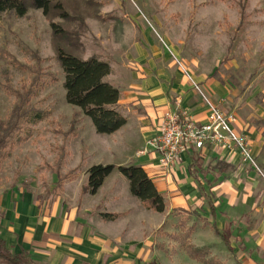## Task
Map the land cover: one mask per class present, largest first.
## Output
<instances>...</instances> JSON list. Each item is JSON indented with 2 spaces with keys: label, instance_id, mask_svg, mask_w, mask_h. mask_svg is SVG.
Segmentation results:
<instances>
[{
  "label": "crops",
  "instance_id": "obj_1",
  "mask_svg": "<svg viewBox=\"0 0 264 264\" xmlns=\"http://www.w3.org/2000/svg\"><path fill=\"white\" fill-rule=\"evenodd\" d=\"M131 51L121 65L110 64L107 76L121 92L118 109L126 123L100 136L118 155L103 164L141 165L163 195L165 210L145 208L114 169L95 193L82 196L94 200L89 208L59 201L43 206L20 187L0 192V238L10 252L26 250L37 264H264V175L243 162L237 151L211 147L183 148L167 172L148 145L169 109L179 104L202 122L205 99L218 105L228 102L229 86L198 71L194 60L184 61L188 77L175 59L149 42L137 41ZM219 106L235 115L233 129L247 138L251 156L264 169V114L255 118ZM144 148L146 152L138 153ZM216 161L233 169L219 171L213 167ZM94 208L117 216L91 217ZM186 228H191L189 245L206 261L191 258L171 237Z\"/></svg>",
  "mask_w": 264,
  "mask_h": 264
},
{
  "label": "rangeland",
  "instance_id": "obj_2",
  "mask_svg": "<svg viewBox=\"0 0 264 264\" xmlns=\"http://www.w3.org/2000/svg\"><path fill=\"white\" fill-rule=\"evenodd\" d=\"M243 1L89 0L76 5L81 22L54 21L77 31L76 37L71 34L64 40L68 49L84 58L95 54L113 68L128 60L127 52H133L137 41L159 47L185 70V62L194 60L198 71L229 86L228 102L219 105L260 118L264 0H246L241 11ZM63 78L52 29L42 11L30 8L21 17L1 13L0 119H6L17 102L14 92L27 88L30 100L24 108L40 111L43 118L27 122L26 140L0 162V192L20 187L30 190L43 206L59 201L89 208L94 200H82L80 195L87 168L114 162L118 155L103 145L100 136L105 135L94 130L91 120L66 102ZM102 213L94 208L90 216L99 218Z\"/></svg>",
  "mask_w": 264,
  "mask_h": 264
},
{
  "label": "trees",
  "instance_id": "obj_3",
  "mask_svg": "<svg viewBox=\"0 0 264 264\" xmlns=\"http://www.w3.org/2000/svg\"><path fill=\"white\" fill-rule=\"evenodd\" d=\"M89 0H0V14L11 12L16 16H24L27 11L40 9L49 21L52 29V41L57 60L62 69L64 78L62 81L65 92V100L81 110L84 116L91 120L94 130L100 134H112L119 130L125 123L126 117L118 109V101L121 92L110 81L107 76L110 73L109 63L93 54L89 57H82L79 53L68 49L66 41L68 35L77 36V31L69 30L55 18L62 21L82 18L76 10L79 2ZM240 9L243 11L244 3ZM243 16V12H241ZM61 42V43H60ZM78 42V41H77ZM72 43V42H71ZM34 80L33 82H35ZM17 102L14 104L6 119H0V162L10 156L16 144L26 140L23 130L27 128L30 120H41L40 111L24 106L30 100V90L27 88L22 92L15 91ZM214 168L219 171L233 169V166L222 161H216ZM117 169L127 180L130 193L140 200L147 209L163 212L165 200L163 195L156 189L153 181L144 171L141 165L130 163L116 166L115 164H92L86 170V182L82 185L80 195L93 194L101 186L104 179ZM116 213H102L105 220L113 219ZM184 225V222L181 224ZM184 227V226H183ZM214 232L220 235L229 247L228 241L213 225ZM191 228L184 229L180 234H171L177 240L185 252L193 259L206 261L203 255L188 243ZM230 249V248H229ZM0 263L2 264H37L33 262L29 253L23 250L20 253H12L6 246L5 240L0 238ZM207 264H214L207 262Z\"/></svg>",
  "mask_w": 264,
  "mask_h": 264
},
{
  "label": "built area",
  "instance_id": "obj_4",
  "mask_svg": "<svg viewBox=\"0 0 264 264\" xmlns=\"http://www.w3.org/2000/svg\"><path fill=\"white\" fill-rule=\"evenodd\" d=\"M175 61L185 75L190 77L182 63L177 58ZM205 103L207 113L206 119L202 122L194 120L179 104L161 117L158 135L148 142L151 150L157 154L161 168L167 172L171 171L183 148L193 147L202 150L211 147L237 151L243 162H248L258 173H261L251 156L247 138L235 132L232 127L235 115L225 112L217 103L209 99H205ZM144 152H146L145 148L138 153Z\"/></svg>",
  "mask_w": 264,
  "mask_h": 264
}]
</instances>
